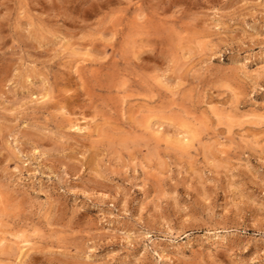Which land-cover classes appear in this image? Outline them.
I'll list each match as a JSON object with an SVG mask.
<instances>
[{"label": "rangeland", "instance_id": "obj_1", "mask_svg": "<svg viewBox=\"0 0 264 264\" xmlns=\"http://www.w3.org/2000/svg\"><path fill=\"white\" fill-rule=\"evenodd\" d=\"M0 264H264V0H0Z\"/></svg>", "mask_w": 264, "mask_h": 264}, {"label": "bare ground", "instance_id": "obj_2", "mask_svg": "<svg viewBox=\"0 0 264 264\" xmlns=\"http://www.w3.org/2000/svg\"><path fill=\"white\" fill-rule=\"evenodd\" d=\"M76 126H78V125H76ZM74 129V128H73ZM84 129V128H83ZM76 130H78L77 128H76ZM184 136V135H183ZM187 136H184V138H186ZM183 139V138H182ZM179 140H180V138H179ZM185 140V139H184ZM189 140V139H188ZM182 141V140H181ZM183 142H185V141H183ZM188 142V141H187ZM186 144V143H185Z\"/></svg>", "mask_w": 264, "mask_h": 264}]
</instances>
